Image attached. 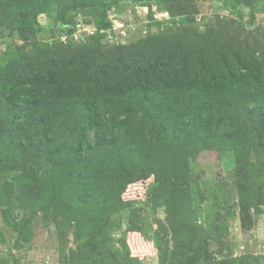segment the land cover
Returning <instances> with one entry per match:
<instances>
[{"label": "rangeland", "instance_id": "rangeland-1", "mask_svg": "<svg viewBox=\"0 0 264 264\" xmlns=\"http://www.w3.org/2000/svg\"><path fill=\"white\" fill-rule=\"evenodd\" d=\"M24 73L93 99L50 143L3 91L0 264H264V0H0Z\"/></svg>", "mask_w": 264, "mask_h": 264}, {"label": "trees", "instance_id": "trees-1", "mask_svg": "<svg viewBox=\"0 0 264 264\" xmlns=\"http://www.w3.org/2000/svg\"><path fill=\"white\" fill-rule=\"evenodd\" d=\"M173 65L169 63H154L149 68V75H151L154 78L155 84L160 86H166L168 82L170 81L174 82H180L182 74L181 72L183 70H179V68L172 67ZM38 75H33L34 79H30L31 74H23V78H18L17 83L14 82L12 86L9 89H4V87H0V108L3 106V91L6 90L9 92L8 96H14L15 94H19L16 97L20 99V105L23 106L24 113L19 116L18 118H15L14 121L16 123L17 127H22L18 122L20 120V123L24 126L27 124L34 123L39 127V130L43 131V134H46L45 136L51 143L53 140H56L55 136L57 135V132L61 129H64L66 127L65 125L62 126H54L53 130V137L51 135L50 127L47 129H44L43 122L50 121L51 117L54 115H60L62 119L66 121L74 120L73 123H75V118H77V114L74 108H80L82 99H93L90 98L93 95L89 93V95H84V93L81 92V90H77L78 88H73L71 85L67 84V82H58L55 80V76L52 75L51 79H47V83L41 90L37 88V78ZM87 78L84 81V84L91 90V84L92 82L97 78L94 76L87 75ZM42 77V76H41ZM40 79V77H39ZM106 78L98 79V82L101 83V86H104L106 83ZM52 87V88H51ZM13 89V90H12ZM53 89H57L56 93L53 94ZM12 90V91H11ZM14 91V94H13ZM86 92V91H85ZM3 93V94H2ZM95 99V98H94ZM93 103L92 101L87 104ZM86 116L80 115L84 117V121L86 122L91 115V110L88 112V110L85 111ZM40 116V117H38ZM68 119V120H67ZM82 120V119H81ZM103 120L100 118H97L96 125L101 124ZM65 123V121H64ZM16 128V127H15ZM25 129V127H24ZM79 130H77V137L81 141H87L89 139V131L86 130L83 134L79 135ZM98 134V132H97ZM96 134V136H97ZM43 143V142H42ZM82 154V153H79Z\"/></svg>", "mask_w": 264, "mask_h": 264}]
</instances>
